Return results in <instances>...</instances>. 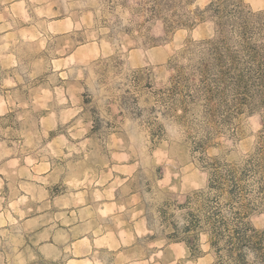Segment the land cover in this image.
<instances>
[{
    "label": "clouds",
    "instance_id": "9594fccd",
    "mask_svg": "<svg viewBox=\"0 0 264 264\" xmlns=\"http://www.w3.org/2000/svg\"><path fill=\"white\" fill-rule=\"evenodd\" d=\"M0 264H264V0H0Z\"/></svg>",
    "mask_w": 264,
    "mask_h": 264
}]
</instances>
